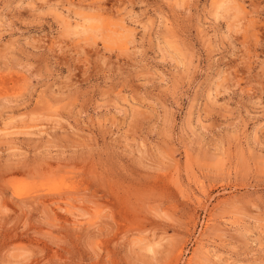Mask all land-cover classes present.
I'll list each match as a JSON object with an SVG mask.
<instances>
[{
	"label": "rangeland",
	"instance_id": "obj_1",
	"mask_svg": "<svg viewBox=\"0 0 264 264\" xmlns=\"http://www.w3.org/2000/svg\"><path fill=\"white\" fill-rule=\"evenodd\" d=\"M0 264H264V0H0Z\"/></svg>",
	"mask_w": 264,
	"mask_h": 264
}]
</instances>
